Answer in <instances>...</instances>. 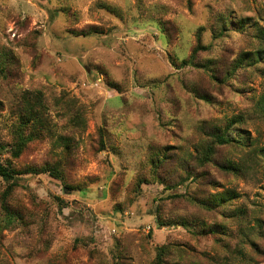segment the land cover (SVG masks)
Returning <instances> with one entry per match:
<instances>
[{"label":"rangeland","instance_id":"obj_1","mask_svg":"<svg viewBox=\"0 0 264 264\" xmlns=\"http://www.w3.org/2000/svg\"><path fill=\"white\" fill-rule=\"evenodd\" d=\"M198 29L210 51L196 54L195 63L216 60L219 79L240 55L255 66L237 68L220 86L200 68L172 64L170 58L191 55ZM261 29L264 0H0V60L11 51L18 62L8 80L0 78V144L6 146L0 163L10 160L11 108L23 91L40 93L54 131L72 139L71 150L35 142L11 164L17 170L53 165L70 154L64 181L73 187L47 175L18 177L8 204L22 219L3 228L0 213V264H114L117 251L128 264H151L155 249L167 244L170 264L180 253L183 264L206 254L229 264H264V237L256 240L261 254L245 238L258 230L256 219L264 231V54L253 64L264 49L256 38ZM200 91L219 96L217 106L199 99ZM237 115L245 118L238 129L247 143L220 147L213 165H238L241 172L224 175L211 164L199 171L218 185L205 192L234 190L231 211H247L243 225L228 224L229 235L236 234L227 237L231 252L224 255L209 236L194 234L200 223L226 220L191 203L188 194L198 195L191 179L171 192L178 198L160 204L156 185L133 199L126 189L155 151L171 150L195 165L209 127L223 128ZM5 189L0 180V195ZM158 204L162 220L191 226L158 229Z\"/></svg>","mask_w":264,"mask_h":264},{"label":"trees","instance_id":"obj_2","mask_svg":"<svg viewBox=\"0 0 264 264\" xmlns=\"http://www.w3.org/2000/svg\"><path fill=\"white\" fill-rule=\"evenodd\" d=\"M249 22V19H247ZM163 24H161L162 26ZM244 27V24L240 26ZM222 31L226 30V24L224 22ZM203 29H198L196 32V46L193 48L191 55L181 62H178L176 58H170L172 64L175 66H193L200 68L209 74L211 80L215 83L218 82L220 86L224 85L227 80L231 77V73L241 68L242 66H248L251 63L248 59H242L241 55L236 60L233 61L231 68L227 69L225 76L222 79L217 77L218 65L217 61L214 59H208L201 63H195V56L202 51H210L209 47L202 46L201 44V33ZM84 33L83 31L80 34ZM259 34L256 35V38L264 48V29H261ZM264 54V49L255 52L254 63L257 64L258 60ZM251 57V56H250ZM252 58V57H251ZM252 65V64H251ZM18 66V62L15 59V56L11 51H8L7 55L0 60V78H5L8 80L12 71ZM255 65H252V67ZM208 86H211L209 83ZM228 93V91H227ZM197 97L204 101L207 105L216 107L218 104L219 96L217 95H206L204 91L196 93ZM221 96V95H220ZM42 96L40 93H32V91H23L18 97L16 103L13 105L15 108H11V113L14 116V122L11 127V145L7 153L10 156V160L6 163H0V180L2 183H6V189L0 195V213L1 214V224L3 228H7L16 221H20L22 217L19 216V211L16 207H10L8 204V197L14 188L17 187L16 180L19 176L22 175H47L51 179L58 181L61 184H64L67 189L73 190V187L68 186L65 183V167L70 165V154L64 156L62 160H58L53 165L44 164L42 166L35 167H26L24 169L17 170L11 164L12 160H18L27 149V146L35 142H44L46 140L51 142V145L54 149L59 150L63 153H69L72 147V139L58 135L54 131V126L51 124L48 109L44 106L42 101ZM259 117L264 123V94L259 101ZM245 122V118L242 115H237L227 121L223 128L220 127H209L206 125V121L202 124H205L206 129H208V138L204 147H200V151L195 153L193 159L194 164L184 158H176V155H171L172 151L153 152L150 161L146 164L143 171L136 177L135 183H130L126 189L127 195L132 199L138 195L142 194V191L147 187H154L155 185L161 188V194L158 197L159 204L165 201H172L178 198V195H171L173 190H177L179 186L186 184L188 180H192L191 185L194 191H198V195L188 194L190 197L191 203L205 211L216 212L217 215L222 216L226 222L223 220L218 224L206 225L200 223L197 228V233H194L199 236H209L214 240L213 245L215 246L214 251L220 252L224 255L231 252V244L226 241L227 237H234L229 235L228 224L234 220L242 222V225L247 219V211L244 209H236L231 211L232 202L237 198V194L234 190H222V192L209 193L205 192V188H214L217 189L218 185L214 184V181L208 179L202 180L199 171L204 170L202 167L211 164V167H214L215 170L221 172L224 175L237 176L241 172V167L238 165L232 164H214V156L220 155V147L232 146V144L237 143L241 144L242 142L247 143L245 138V133H242L238 129L240 125ZM101 147L104 148L103 141H100ZM6 146L0 144V154L5 152ZM264 165V149L260 151ZM178 157V156H177ZM214 184V185H213ZM180 188V187H179ZM204 188V189H203ZM155 207L154 212V222L158 229L163 228H173L174 226H181L183 229H187L191 226L187 221H164L161 219L160 215V205ZM238 212V218L235 213ZM3 216V217H2ZM257 228L255 232H252L250 236H245L248 239L250 249L257 254H261V251L258 249L256 240H259L264 237L263 231V222L260 219H256ZM194 227V226H192ZM195 228V227H194ZM242 228V227H241ZM254 231V229H252ZM238 237L241 235L237 233ZM151 236V235H150ZM213 237V238H212ZM246 241H239L238 244H248ZM172 245L167 244L158 246L156 254L153 258L151 264H170L168 258L173 255V251H170ZM180 246L175 247L173 250L179 249ZM243 251V250H242ZM183 252V250H180ZM238 252V251H237ZM220 253H217L218 255ZM184 253H180L178 263L174 264H183L182 261L185 259L183 257ZM218 256H213L206 254L205 259L202 261H196L191 259H186L188 262L186 264H229L227 262L221 261L217 258ZM114 264H128L125 257L121 254V251H117L113 255ZM119 260V261H118ZM122 261V262H120ZM207 263H204V262ZM116 262V263H115Z\"/></svg>","mask_w":264,"mask_h":264}]
</instances>
